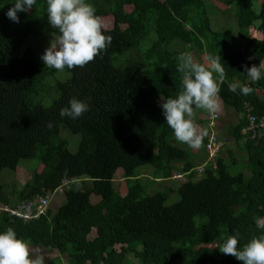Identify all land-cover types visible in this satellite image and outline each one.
<instances>
[{
    "label": "trees",
    "instance_id": "trees-1",
    "mask_svg": "<svg viewBox=\"0 0 264 264\" xmlns=\"http://www.w3.org/2000/svg\"><path fill=\"white\" fill-rule=\"evenodd\" d=\"M88 2L111 45L84 67L58 72L45 67L32 44L58 35L48 24L46 0L19 13V23L5 15L13 0H0V178L33 161L22 189L11 191L14 198L0 180V231L12 227L29 249L58 253L44 264H64L65 257L68 264H242L220 249L229 236L242 250L264 235L256 226L264 219V133L235 135L249 122L247 105L264 118V79L253 82L245 70H264V0ZM220 15L234 17L235 26L215 29L213 17ZM181 52L221 56L224 79L214 74L219 97L239 117L227 133H217L223 144L202 175L197 168L206 149L197 156L177 144L160 107L181 90ZM232 83L253 91L232 92ZM73 97L90 110L76 120L61 117ZM206 124H196L205 127L204 146ZM65 132L81 136L75 151ZM232 146L245 156L238 158ZM148 168L162 180L186 176L178 200H171V186L145 184L141 171ZM118 175L126 193L115 185ZM62 186L65 197L56 209L31 219L12 214L23 201Z\"/></svg>",
    "mask_w": 264,
    "mask_h": 264
},
{
    "label": "clouds",
    "instance_id": "clouds-1",
    "mask_svg": "<svg viewBox=\"0 0 264 264\" xmlns=\"http://www.w3.org/2000/svg\"><path fill=\"white\" fill-rule=\"evenodd\" d=\"M36 3L37 0H13V6L5 15L10 21L19 23L18 14L29 12ZM46 3L48 24L58 35L41 56L45 67L58 72L84 67L111 45V36L103 34L104 24L88 0H46ZM176 60L177 71L181 74V90L175 98L163 100L160 107L176 140L192 149L201 147L205 135L194 122L196 110H204L209 114L205 118L209 130L205 144L208 157L203 163L206 166L216 160L220 151L219 149L217 156L211 157L208 145L216 142L220 148L223 144V140L218 138L219 135L213 128L220 117L217 113L220 109V88L214 74L223 80L224 65L221 63L220 55L207 57L208 67L194 60L193 55L188 52H181ZM245 70L246 76L253 82L264 79V70L260 65L258 67L253 65L250 68L245 66ZM238 88L245 96L253 91L247 85L239 83L229 85L232 92H236ZM248 107L250 106H246V111ZM89 110L87 102L73 97L69 100L68 106L61 108L59 114L61 117L76 120ZM214 115L217 116L214 118V124H211V117ZM245 129L243 133L246 132ZM58 189L64 188L62 186ZM256 226L264 229V219H258ZM237 245V237L229 236L223 241L220 251L225 255L234 256L242 264H264V235L251 239L242 250L238 249ZM0 264H44V261L42 257L31 258L28 243L19 238L12 227H8L0 231Z\"/></svg>",
    "mask_w": 264,
    "mask_h": 264
},
{
    "label": "rangeland",
    "instance_id": "rangeland-1",
    "mask_svg": "<svg viewBox=\"0 0 264 264\" xmlns=\"http://www.w3.org/2000/svg\"><path fill=\"white\" fill-rule=\"evenodd\" d=\"M230 13V12H229ZM227 13V14H229ZM108 26L112 24V20L111 19H107V23ZM232 25L235 26V18L232 17H228V15H220L219 17H213V27L215 29H228L230 27H232ZM237 30V28H235V31ZM53 40V38H51V41ZM32 44L36 47V52L42 51L43 53L45 52V50L50 47L51 43H46L45 45H39L40 41H38V39H33L32 40ZM193 58L194 60H196L199 63H204L207 61V57L202 55V56H197L193 53ZM207 65V64H206ZM263 68H264V62H263ZM264 94V91L262 92ZM220 99V109L217 112L220 117L219 120L216 122L214 131L215 133H227V127L230 124H236L239 120V117L233 112V111H229L228 108L223 106L222 100ZM198 111V113H196L194 122L197 124L199 122V120L201 119H205L206 117H208V113H206L204 110H196ZM198 129L201 132H205V127L203 126H198ZM71 133V132H70ZM66 135H68L70 138L73 139L72 144L70 145V149H72V151H75L77 149V139H78V143H79V139H80V135H76V134H69L68 132H65ZM217 134V135H218ZM242 134V135H241ZM235 133V135L237 136V139H242L244 136L246 135H250L251 133ZM232 142L235 143L236 139L234 138V136L232 135L231 137ZM247 139V137L244 138V140ZM177 144L184 146L188 149H191L192 151L197 153V156H202L204 153H202V149H192L190 147H188L186 144H183L179 141H177ZM201 148H205V146L202 144ZM232 148L234 149L235 152H237L238 154V158H240V155L245 156V150L243 151H239L238 147L232 146ZM211 150H214V148H211ZM202 154V155H201ZM210 155H212V153H210ZM218 153H216L215 156H217ZM237 158V159H238ZM26 164V166L23 167H19L17 169V172L13 175V172H11L9 169H6L2 175L0 180H2V183L6 186V192L8 194L9 197L14 198V195L11 194L12 190H20L22 189L23 184L25 183V181H27V179L30 177V164L33 163L32 160H25L24 161ZM214 161H212V163H214ZM205 168V166L201 165V167H198L197 171L199 173V175L203 174V169ZM142 173H144V182L145 184L149 185L151 188H164L165 186H171L173 189H175V193L172 195L171 200H178L179 199V194L177 193V191L179 190V187L181 186V184L186 180V176L182 175V174H178L175 175L173 177V179H167V180H162L160 179V177L156 174H154V170L153 169H144L141 171ZM121 175V174H120ZM120 175L117 176V181L115 182V185L118 189L122 190L123 192L125 191V193L127 192V187H126V181L124 179H120ZM122 182V183H120ZM158 185V187H154L155 185ZM19 192V191H18ZM50 195V203H49V207H52L53 209H56L57 207H59L65 197V192L64 189H58L57 191L52 192V194H46V197H49ZM44 195H38L36 196L34 199H31L32 201H37L40 197H43ZM26 201H23V203L21 204V206H29L24 204ZM26 208V209H27ZM30 253L32 254L31 258H36V257H42L44 263H46L50 258L58 256L56 251H52V250H46L44 248H35L33 247L32 249H30ZM129 258L133 261H137L138 259L134 256H132V254L128 255ZM66 258V257H65ZM64 258V264H68L66 259Z\"/></svg>",
    "mask_w": 264,
    "mask_h": 264
},
{
    "label": "built area",
    "instance_id": "built-area-1",
    "mask_svg": "<svg viewBox=\"0 0 264 264\" xmlns=\"http://www.w3.org/2000/svg\"><path fill=\"white\" fill-rule=\"evenodd\" d=\"M247 112H248L249 122L246 126L245 131L251 133L250 135L252 138L256 137L259 134L257 132L264 133V118L258 119L254 114H252L250 107L247 108ZM216 116L217 115L211 117V124H214V118ZM219 146L220 145L217 144L216 142H213L212 144L208 145V150L210 153H212V155H210L211 157H214L216 155V153L219 150ZM211 148H214V150H211ZM49 199L50 196L49 197L43 196L40 197L37 201L28 200L24 203L26 205L29 204L28 208L27 206H23V207L20 206L18 210H11V212L12 214L18 215L26 219L38 218L40 215L44 214L48 209L50 203Z\"/></svg>",
    "mask_w": 264,
    "mask_h": 264
},
{
    "label": "crops",
    "instance_id": "crops-1",
    "mask_svg": "<svg viewBox=\"0 0 264 264\" xmlns=\"http://www.w3.org/2000/svg\"><path fill=\"white\" fill-rule=\"evenodd\" d=\"M229 111H233L234 112V110H231V109H229ZM207 113V112H206ZM50 194V193H49ZM51 194H52V192H51ZM50 196V195H49ZM63 203V202H62ZM39 248V247H38ZM31 257H32V254H31Z\"/></svg>",
    "mask_w": 264,
    "mask_h": 264
}]
</instances>
